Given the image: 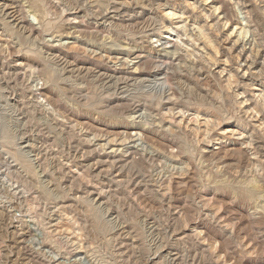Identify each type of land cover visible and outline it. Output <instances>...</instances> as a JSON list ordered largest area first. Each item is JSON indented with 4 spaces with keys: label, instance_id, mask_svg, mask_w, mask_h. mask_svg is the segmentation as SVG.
<instances>
[{
    "label": "rangeland",
    "instance_id": "374dc122",
    "mask_svg": "<svg viewBox=\"0 0 264 264\" xmlns=\"http://www.w3.org/2000/svg\"><path fill=\"white\" fill-rule=\"evenodd\" d=\"M9 3L0 264H264V0Z\"/></svg>",
    "mask_w": 264,
    "mask_h": 264
},
{
    "label": "bare ground",
    "instance_id": "6f19581e",
    "mask_svg": "<svg viewBox=\"0 0 264 264\" xmlns=\"http://www.w3.org/2000/svg\"><path fill=\"white\" fill-rule=\"evenodd\" d=\"M17 2V1H16ZM15 2V3H16ZM114 3V2H113ZM134 3V2H133ZM13 5V4H12ZM115 5L116 6H121V7H123L122 6V4H120V3H115ZM129 5H131V4H129ZM133 5H135V4H133ZM133 5H131V7L133 6ZM13 6H15V5H13ZM13 6H12V8H13ZM16 7V6H15ZM20 7H21V3H20ZM144 7V6H143ZM130 9V8H129ZM0 10H2V12H4L6 15H8V14H10V13H8V12H10V10H11V4L9 3V0H0ZM123 10V9H122ZM114 11V10H113ZM119 11H121V10H119ZM124 11V10H123ZM133 12H134V15H132L131 14V16L130 17H128L129 18V21H132V20H136V19H139V18H143V17H147L149 14H148V12H147V10H145V9H143V8H134V10H133ZM1 13V12H0ZM12 13V12H11ZM115 13V12H114ZM125 13V12H124ZM127 13V12H126ZM150 13V12H149ZM119 14V13H118ZM128 14V13H127ZM1 15V14H0ZM125 15V14H124ZM4 16V15H3ZM117 16V15H116ZM128 16V15H127ZM153 16V15H152ZM124 17V16H123ZM11 18V17H10ZM115 17L113 16V15H111V16H109V19H114ZM125 18V17H124ZM154 18V17H153ZM18 19V18H17ZM126 19V18H125ZM3 20V19H2ZM108 20V19H107ZM115 20H116V18H115ZM124 20V19H123ZM140 20V19H139ZM147 20H149V19H147ZM110 21V20H109ZM126 21V20H125ZM151 21H154V20H152L151 19ZM2 23H5L4 21H2ZM6 24V23H5ZM22 24V23H21ZM26 24V23H25ZM129 24V23H128ZM131 24V23H130ZM24 25V24H23ZM7 26V25H6ZM16 26H17V24H16ZM4 27V26H3ZM20 27V26H19ZM32 27V26H31ZM18 28V27H17ZM28 28H30V27H28ZM22 29V28H21ZM20 29V30H21ZM25 29V28H24ZM23 30V29H22ZM26 31H28V30H26ZM25 31V32H26ZM16 32V31H15ZM37 33H36V31L32 28H30V30L28 31V38L29 39H31V40H33V42H34V40H36L37 38H39V37H37V36H35ZM39 35V34H38ZM37 37V38H36ZM25 38V37H24ZM27 38V39H28ZM26 39V38H25ZM28 39V40H29ZM41 39V38H40ZM39 39V40H40ZM28 40H26V41H28ZM38 40V39H37ZM36 42V41H35ZM18 43V42H17ZM32 43V42H31ZM20 44V43H19ZM27 44V43H26ZM28 45H29V43H28ZM32 45V44H31ZM34 45L36 46V44L34 43ZM173 45V44H172ZM39 46V45H38ZM40 48V47H39ZM52 59V58H51ZM57 60V59H56ZM49 61V60H48ZM49 69V68H48ZM47 69V70H48ZM51 70H53V68L51 69L50 68V71L49 72H47V75H46V78L49 80V81H52L53 82V80L55 79V74L53 73L54 71H51ZM57 70V69H56ZM45 72V71H44ZM59 72V71H58ZM46 73V72H45ZM57 74V73H56ZM115 74V73H114ZM159 75H162V72L159 70L158 72H157V74H156V76L158 77ZM109 76H111V75H109ZM113 77V76H112ZM110 80V79H109ZM147 81V79H143V81ZM2 92V91H1ZM127 93V92H126ZM171 96V95H170ZM4 99V98H3ZM167 102L169 103V104H172L173 103V98H167ZM3 126V125H2ZM1 127V126H0ZM132 130L131 131H133V132H135V134L136 133H138V134H142V135H147V133H146V129H143L142 127H140V126H137L136 124L135 125H133V127L131 128ZM7 134V139H6V141L7 142H5V143H9V145H11L12 144V142L14 141V139H13V137L11 136V134L9 133V132H7L6 133ZM5 137V136H4ZM6 138V137H5ZM15 143V142H14ZM4 145V144H3ZM17 146H18V144H17ZM20 147H18V148H16L15 146H14V148H11V156L13 155V157L16 159V161L18 160L19 161V165L21 164V166L23 167V169L25 170V172L27 173L26 175H28V177H30V178H33V179H35V178H37V172H36V170L34 169V167L32 166V164H31V162L29 161V160H27V156H25V154L26 153H24V151H23V148L24 147H21V145H19ZM29 146H25V148H28ZM24 148V149H25ZM30 148V147H29ZM10 149V148H9ZM29 151V150H28ZM39 182V181H38ZM95 204H99V203H101V199L100 198H97V199H95ZM111 216V215H110ZM22 231H23V229H22ZM24 234V233H23ZM22 234V235H23Z\"/></svg>",
    "mask_w": 264,
    "mask_h": 264
}]
</instances>
